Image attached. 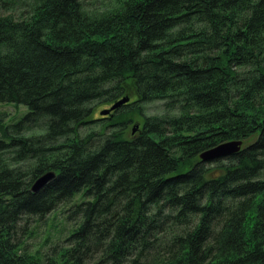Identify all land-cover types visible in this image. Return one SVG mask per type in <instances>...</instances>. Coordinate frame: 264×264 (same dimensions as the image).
<instances>
[{
    "label": "trees",
    "instance_id": "obj_1",
    "mask_svg": "<svg viewBox=\"0 0 264 264\" xmlns=\"http://www.w3.org/2000/svg\"><path fill=\"white\" fill-rule=\"evenodd\" d=\"M0 11L12 12L0 16V104L28 109L9 125L0 113V264H264V0H0ZM154 101L167 115L127 134L126 116ZM233 140L235 155L199 159ZM79 193L62 244L27 251L32 218Z\"/></svg>",
    "mask_w": 264,
    "mask_h": 264
},
{
    "label": "rangeland",
    "instance_id": "obj_2",
    "mask_svg": "<svg viewBox=\"0 0 264 264\" xmlns=\"http://www.w3.org/2000/svg\"><path fill=\"white\" fill-rule=\"evenodd\" d=\"M106 2L100 5L101 9H106ZM16 12V11H14ZM21 12V11H20ZM4 14H12V12H2L0 11V16ZM16 17L17 13H13ZM128 97L129 102L131 100L130 96ZM122 97V98H124ZM120 98V99H122ZM119 99V100H120ZM118 101V100H117ZM162 101H154L148 104H143L139 106L141 116L137 115V111L130 113L126 116L129 120L127 134H132V128L137 126L139 130L143 119L148 117H163L167 115L166 110L164 109ZM127 105V104H126ZM111 105H99L95 107L94 119L100 121H105L99 115V112L104 109H108ZM28 109L25 106H15L13 104H0V113L5 116V124L9 125L19 121L26 113ZM114 113H112L111 117ZM110 118V117H107ZM97 122V121H96ZM41 130V129H39ZM136 130V131H137ZM42 131V130H41ZM136 133V132H135ZM32 135H39V131H33ZM134 134V133H133ZM132 134V135H133ZM28 135V134H25ZM63 141V140H62ZM82 193L77 194L69 203L62 204L56 208L52 213L45 216L43 219L32 218L29 226L25 228L23 242L24 247L27 251L41 252L46 253L48 247L54 244H62L63 240L77 227L75 223L68 222L66 220L67 212L70 206L77 203L81 200ZM78 221V220H77Z\"/></svg>",
    "mask_w": 264,
    "mask_h": 264
},
{
    "label": "water",
    "instance_id": "obj_3",
    "mask_svg": "<svg viewBox=\"0 0 264 264\" xmlns=\"http://www.w3.org/2000/svg\"><path fill=\"white\" fill-rule=\"evenodd\" d=\"M129 103L128 97H124L116 102H114L108 109L101 110L99 112V115L104 117H111L112 113L116 112L118 109H120L122 106ZM138 129L137 126L132 128V134L136 132ZM242 147V141L239 140H233L221 143L213 148H210L208 150L203 151L199 155V159L203 162H214L219 161L222 159H225L227 157H231L238 153L241 150ZM53 177V173L49 172L42 176H40L38 179L34 181V183L31 186V191L36 193L40 189H42Z\"/></svg>",
    "mask_w": 264,
    "mask_h": 264
},
{
    "label": "bare ground",
    "instance_id": "obj_4",
    "mask_svg": "<svg viewBox=\"0 0 264 264\" xmlns=\"http://www.w3.org/2000/svg\"><path fill=\"white\" fill-rule=\"evenodd\" d=\"M205 163V162H204ZM54 177V176H53Z\"/></svg>",
    "mask_w": 264,
    "mask_h": 264
},
{
    "label": "flooded vegetation",
    "instance_id": "obj_5",
    "mask_svg": "<svg viewBox=\"0 0 264 264\" xmlns=\"http://www.w3.org/2000/svg\"><path fill=\"white\" fill-rule=\"evenodd\" d=\"M107 118V117H106Z\"/></svg>",
    "mask_w": 264,
    "mask_h": 264
}]
</instances>
